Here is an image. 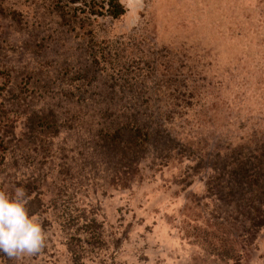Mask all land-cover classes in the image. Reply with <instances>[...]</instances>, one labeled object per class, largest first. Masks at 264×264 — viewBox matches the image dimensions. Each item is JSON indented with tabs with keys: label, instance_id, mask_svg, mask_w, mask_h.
Listing matches in <instances>:
<instances>
[{
	"label": "rangeland",
	"instance_id": "obj_1",
	"mask_svg": "<svg viewBox=\"0 0 264 264\" xmlns=\"http://www.w3.org/2000/svg\"><path fill=\"white\" fill-rule=\"evenodd\" d=\"M0 18V109L16 118L0 177L46 233L0 264H264V230L246 257L239 199L203 184L214 146L264 121V0H0ZM129 119L193 145L115 178L126 159L104 136Z\"/></svg>",
	"mask_w": 264,
	"mask_h": 264
},
{
	"label": "trees",
	"instance_id": "obj_2",
	"mask_svg": "<svg viewBox=\"0 0 264 264\" xmlns=\"http://www.w3.org/2000/svg\"><path fill=\"white\" fill-rule=\"evenodd\" d=\"M66 5L64 2L55 1L52 9L53 13L63 17ZM103 7L99 6L100 9ZM104 10L112 17L122 12L120 6L118 8L114 4L109 5ZM16 15L19 16L18 13L13 12L10 19H13ZM4 27L6 25L3 24L0 18V32ZM15 119L0 109V167L4 165V158L8 152L6 151L7 142H5V137H7L10 129H13L12 123ZM258 120L261 122L260 119ZM263 125L264 121L255 125L257 129L251 130L249 134L242 138H238L240 140L239 144L231 145V147L228 144L225 146L215 145L213 160L207 162V175L203 181L205 191L208 190L212 193L213 200L217 201V199L224 196L239 199L241 204H235L234 212L240 216L241 226L238 227H240L242 234L240 240L235 230L234 238L238 242H243L240 247L243 246L246 257H248L254 246L257 233L264 230ZM174 127V124L168 123V126L165 125L164 130H162L163 135L160 130L154 129L150 132L145 127H138L136 123L131 122L129 119L119 122L114 128L110 129L104 138L116 143L120 150L119 158H122L123 161L126 159L125 166H123L124 170H117L114 174L115 178L119 179V176L122 177L125 174L134 175V173H137L138 175L141 161L148 162L151 165H162L167 164L169 159H176V156L181 154L173 146L174 141L177 143L181 141V145L183 144L188 148L192 147L194 140L191 139L190 135L186 134L185 131L175 132ZM121 137H123V140H121ZM202 158L203 155H192L188 158V162L193 161L194 163L195 159ZM190 168L189 166L188 169ZM0 190L12 191L7 188L4 177H0ZM232 224L237 229V225Z\"/></svg>",
	"mask_w": 264,
	"mask_h": 264
},
{
	"label": "clouds",
	"instance_id": "obj_3",
	"mask_svg": "<svg viewBox=\"0 0 264 264\" xmlns=\"http://www.w3.org/2000/svg\"><path fill=\"white\" fill-rule=\"evenodd\" d=\"M27 190H0V253L11 259L38 254L45 246L43 220L30 214Z\"/></svg>",
	"mask_w": 264,
	"mask_h": 264
}]
</instances>
